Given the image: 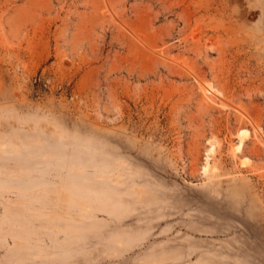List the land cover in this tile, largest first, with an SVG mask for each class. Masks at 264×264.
<instances>
[{
    "label": "rangeland",
    "instance_id": "rangeland-1",
    "mask_svg": "<svg viewBox=\"0 0 264 264\" xmlns=\"http://www.w3.org/2000/svg\"><path fill=\"white\" fill-rule=\"evenodd\" d=\"M0 264H264V0H0Z\"/></svg>",
    "mask_w": 264,
    "mask_h": 264
},
{
    "label": "bare ground",
    "instance_id": "bare-ground-1",
    "mask_svg": "<svg viewBox=\"0 0 264 264\" xmlns=\"http://www.w3.org/2000/svg\"><path fill=\"white\" fill-rule=\"evenodd\" d=\"M242 140H243V139L241 138L238 147L242 146V145H241ZM7 144H8V143H6V145H7ZM15 144H16V142L14 143V145H15ZM4 145H5V144H4ZM9 145H10V144H9ZM9 145H8V146H9ZM211 146H212V145H211ZM10 147H11V146H10ZM10 147H9V149L11 150ZM5 148H6V147H5ZM5 148H4V149L1 148V150H2V149H3V150H6ZM16 148H17V147H16ZM16 148H15V149H16ZM18 148H19V145H18ZM73 168H74V166H73ZM81 168H82V166H81ZM75 169H76V165H75ZM206 169H207V163L204 164V166H203V170L205 171ZM73 170H74V169H73ZM82 170H83V169H82ZM100 170H101V169H100ZM102 170H103V169H102ZM97 172H99V171H97ZM5 173H6V172H5ZM95 174H96V173H95ZM99 174L102 175V172L100 171ZM118 174H119V173H117V175H118ZM97 175H98V174H96V177H97ZM98 177H99V175H98ZM99 178H102V177H99ZM73 186H74V185H73ZM60 187H61V186L57 187V190H58V191L61 189ZM62 187H64V186H62ZM58 188H59V189H58ZM64 188H67V186L65 185ZM73 188H75V187H73ZM55 190H56V189H55ZM57 190H56V192H55V193H56V196H54V197L59 198V197L62 196V198H63V195H65V194H63L62 191H61V192L59 191L60 193H62V195H61ZM57 193L60 194L59 197H58V194H57ZM56 198H55V200H57V202H58L59 199H56ZM64 200H66V196H65L64 199H63V202L66 203ZM12 202H13V201H12ZM57 202L54 201L55 204H56ZM59 204H60V202H59ZM59 204H58V205H59ZM61 204H62V203H61ZM81 204H83V203H81ZM81 204H79L80 208H82V207H81ZM54 206H55V205H54ZM54 206H53V207H54ZM56 207H57V206H56ZM54 208H55V207H54ZM54 208H53V209H54ZM64 208H65V207H64ZM84 208H85V207H84ZM62 209H63V208H62ZM65 209H66V208H65ZM54 210H55V209H54ZM60 210H61V209H60ZM56 211H57V210H56ZM61 212H62V211H61ZM58 213H59V211H58ZM63 214H65L64 211H63V213H62L61 215H63ZM65 215H66V214H65ZM65 215H64V216H65Z\"/></svg>",
    "mask_w": 264,
    "mask_h": 264
}]
</instances>
